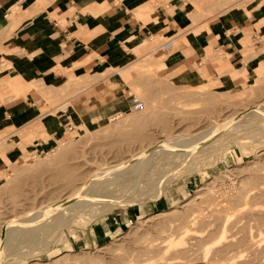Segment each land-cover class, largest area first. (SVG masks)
Segmentation results:
<instances>
[{
    "label": "rangeland",
    "instance_id": "rangeland-1",
    "mask_svg": "<svg viewBox=\"0 0 264 264\" xmlns=\"http://www.w3.org/2000/svg\"><path fill=\"white\" fill-rule=\"evenodd\" d=\"M193 1L182 33L220 15L201 12L218 0ZM181 37L157 38L100 74L59 69L60 84L28 83L42 112L70 117L47 147L36 144L49 138L41 120L0 131V264H264V45L227 63L209 51L205 81L158 63L121 73L180 48ZM120 74L122 87H110ZM19 84L9 80L11 91ZM115 99L102 120L73 116ZM101 173L115 177L108 191L74 194L101 185Z\"/></svg>",
    "mask_w": 264,
    "mask_h": 264
},
{
    "label": "crops",
    "instance_id": "crops-1",
    "mask_svg": "<svg viewBox=\"0 0 264 264\" xmlns=\"http://www.w3.org/2000/svg\"><path fill=\"white\" fill-rule=\"evenodd\" d=\"M218 1L204 4L201 12H220L219 16L197 22L207 23L205 28L191 26L182 33L193 21V0H0V131H14L41 120L49 138L47 142L36 140V144L54 143L53 136L62 131L71 109H61L67 118H50L38 104V92L30 90L28 83L60 84L67 76L56 73L59 69L100 74L129 64L135 49L150 48L157 38L182 35L180 48L121 73L152 71L158 63L160 71L174 77L205 81L214 71L207 59L209 51L222 49L227 63L228 56L249 54L264 45V0ZM174 45L169 42L164 50ZM14 78L20 84L11 91L9 80ZM124 78L120 74L109 86L122 87ZM109 104L73 116L88 123L102 120L118 110L117 99ZM128 105L127 98L123 108Z\"/></svg>",
    "mask_w": 264,
    "mask_h": 264
},
{
    "label": "bare ground",
    "instance_id": "bare-ground-1",
    "mask_svg": "<svg viewBox=\"0 0 264 264\" xmlns=\"http://www.w3.org/2000/svg\"><path fill=\"white\" fill-rule=\"evenodd\" d=\"M16 84V82L14 83V84H12L11 85V88L14 86ZM64 104L63 105H61V106H59V107H61V108H66L67 107V105H68V103L69 102H63ZM142 105H136L135 107H134V109H138V108H140ZM1 135V134H0ZM172 138V137H171ZM174 138V137H173ZM175 138H178V137H175ZM179 139H175V141L174 142H177V143H179V141H178ZM184 140V139H183ZM172 141V140H171ZM170 140L168 141L169 143L171 142ZM187 141H190V140H187ZM187 141H186V143L184 142H181L180 141V144H182V145H184V146H188V144H187ZM187 144V145H186ZM137 159H139V158H137ZM113 168H116V167H113ZM114 170V169H113ZM110 171V170H109ZM116 171H118V170H116ZM102 175H103V177H104V174H100L99 176H97L96 177V179H98V178H100V177H102ZM110 176V175H109ZM107 177V176H106ZM124 177V176H123ZM121 179V177H118V178H116V179ZM114 179H115V177H114ZM113 179V177L111 176V177H107V178H105L104 177V180H103V183L101 184V185H91V184H94L95 182H96V180H92V181H87V182H85L84 184H82V186L81 187H78L80 190H78V191H76V192H74V194H76L77 195V197H79L81 194H96L95 196H97V195H99L100 193H103L104 191H108L109 190V188H111V185H113L114 184V182L116 181V180H114ZM92 187L94 188V190L93 191H91V189H92ZM73 197V196H72ZM98 197V196H97ZM79 200V199H78ZM82 201H80V203H81ZM103 202V201H102ZM46 211H48L47 209H45V212ZM44 212V213H45ZM40 213H42V211L40 212ZM16 222H18V219H12L11 221H9V223L10 224H8L9 226H11V225H13V224H16ZM15 226V225H14ZM9 232H11V230L9 231ZM8 232V233H9ZM7 233V234H8ZM36 235H37V232L35 231L34 233H33V235H32V237L31 238H34V237H36ZM253 239V238H252ZM252 242H255L254 240L252 241ZM252 242H250V244H252ZM253 248V247H252ZM0 255H1V252H0ZM3 263V262H2Z\"/></svg>",
    "mask_w": 264,
    "mask_h": 264
}]
</instances>
